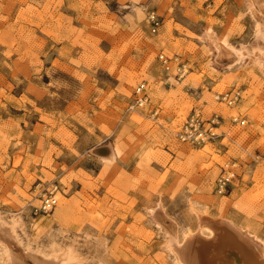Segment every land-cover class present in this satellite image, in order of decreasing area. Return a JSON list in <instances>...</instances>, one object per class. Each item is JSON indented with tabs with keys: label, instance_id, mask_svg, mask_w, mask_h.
Returning a JSON list of instances; mask_svg holds the SVG:
<instances>
[{
	"label": "rangeland",
	"instance_id": "1",
	"mask_svg": "<svg viewBox=\"0 0 264 264\" xmlns=\"http://www.w3.org/2000/svg\"><path fill=\"white\" fill-rule=\"evenodd\" d=\"M219 39L250 54L233 62ZM257 49L264 63V0H0V225L20 243L13 249L60 264H179L172 233L181 241L221 217L264 245ZM161 52L175 58L170 74ZM144 80L150 102L134 109ZM228 90L240 91L237 103L214 97ZM195 106L220 115L218 131L230 135L178 140ZM236 115L246 124L232 125ZM108 143L112 160L95 151ZM226 165L236 174L218 193ZM53 185L56 206L38 210ZM158 202L165 225L150 211Z\"/></svg>",
	"mask_w": 264,
	"mask_h": 264
},
{
	"label": "bare ground",
	"instance_id": "2",
	"mask_svg": "<svg viewBox=\"0 0 264 264\" xmlns=\"http://www.w3.org/2000/svg\"><path fill=\"white\" fill-rule=\"evenodd\" d=\"M213 37H211V39L214 40L215 37ZM215 44L217 45L216 47L222 46V49L226 53L231 52L235 56L233 62L250 54L245 48H234L226 40L219 39ZM254 52L256 54L254 58L260 61V63H263L260 60V49H257L256 51L254 50ZM185 69L187 68L185 67ZM132 108L134 107L132 106ZM229 128L231 129L232 127ZM95 151L99 155L108 156V159L112 160L114 158V148L112 143L98 147ZM150 211L154 220L165 225L163 219H166L167 214L164 211L161 202H158V204L152 207ZM198 215L201 220L203 219L202 221L206 220V218H203L200 213H198ZM167 226L169 229L170 225ZM204 227L210 231L209 234L206 235L202 232ZM242 229L229 218L221 217L217 220V227L213 228L208 224H201L196 230L186 233L181 241L175 233H172L171 237H169V246L177 254L176 256H178L177 259H179V264H264V245L260 243L261 241L259 242L257 240L258 238L255 239V237L250 235L245 229ZM0 239L5 240L7 243L6 250L10 258L9 264H27L24 255L30 257L36 264H60V262L42 257L28 248H22V253L24 255L17 253L12 245L14 243L20 245V243L15 235L12 234V231L8 226L0 225Z\"/></svg>",
	"mask_w": 264,
	"mask_h": 264
},
{
	"label": "built area",
	"instance_id": "3",
	"mask_svg": "<svg viewBox=\"0 0 264 264\" xmlns=\"http://www.w3.org/2000/svg\"><path fill=\"white\" fill-rule=\"evenodd\" d=\"M150 19L152 21L153 29L156 30L160 23L159 16L155 13L150 14ZM158 62L165 69V71L170 74L173 67V58L165 53L158 54ZM186 74L183 63L180 61L177 63L175 76L178 80L182 79ZM149 84L145 80L140 82L134 90V100L132 106L134 109L139 107H145L150 102L149 95ZM215 98L225 102L228 105H233L240 98V92L235 90H228L215 95ZM157 113V108L153 110V115ZM222 117L217 114H213L211 117H205L201 109L197 106L193 107L191 112L186 116L180 129L177 131V138L183 142L190 145H202L207 141H214L219 137H226L228 131H218L220 124L223 121ZM232 125L243 126L246 124V118L241 116H234L231 118ZM222 139V138H221ZM235 162H232L234 166ZM235 171L231 166H225L223 172L216 181V191L218 193H224L227 187L231 184V179L235 176ZM56 186H50L41 197V203L38 210L47 212L52 210L56 204L57 199L55 198Z\"/></svg>",
	"mask_w": 264,
	"mask_h": 264
},
{
	"label": "crops",
	"instance_id": "4",
	"mask_svg": "<svg viewBox=\"0 0 264 264\" xmlns=\"http://www.w3.org/2000/svg\"><path fill=\"white\" fill-rule=\"evenodd\" d=\"M228 55H231L232 53L230 52V54L229 53H227ZM233 55V54H232ZM234 56V55H233ZM235 57V56H234ZM226 58H227V56H226Z\"/></svg>",
	"mask_w": 264,
	"mask_h": 264
}]
</instances>
